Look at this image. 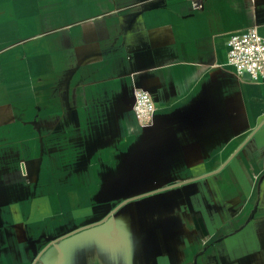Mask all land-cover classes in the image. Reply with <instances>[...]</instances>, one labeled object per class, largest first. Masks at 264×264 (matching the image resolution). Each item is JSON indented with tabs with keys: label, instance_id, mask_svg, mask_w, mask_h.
I'll return each mask as SVG.
<instances>
[{
	"label": "crops",
	"instance_id": "crops-1",
	"mask_svg": "<svg viewBox=\"0 0 264 264\" xmlns=\"http://www.w3.org/2000/svg\"><path fill=\"white\" fill-rule=\"evenodd\" d=\"M196 1L0 0V264H264V0Z\"/></svg>",
	"mask_w": 264,
	"mask_h": 264
},
{
	"label": "built area",
	"instance_id": "built-area-1",
	"mask_svg": "<svg viewBox=\"0 0 264 264\" xmlns=\"http://www.w3.org/2000/svg\"><path fill=\"white\" fill-rule=\"evenodd\" d=\"M199 2L193 0L192 6ZM227 65L236 74H246L253 80L261 78L264 81V37L256 28L232 34L227 42ZM154 110L153 100L149 92L135 89L132 95V112L139 123L146 122Z\"/></svg>",
	"mask_w": 264,
	"mask_h": 264
}]
</instances>
